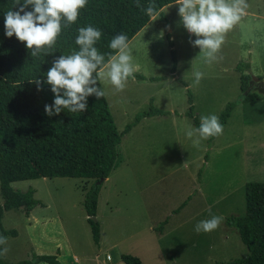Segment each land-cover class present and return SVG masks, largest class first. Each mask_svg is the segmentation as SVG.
Masks as SVG:
<instances>
[{
    "label": "rangeland",
    "instance_id": "obj_1",
    "mask_svg": "<svg viewBox=\"0 0 264 264\" xmlns=\"http://www.w3.org/2000/svg\"><path fill=\"white\" fill-rule=\"evenodd\" d=\"M247 3V14L227 34L218 60L211 64L190 43L196 37L183 27L178 5L161 10L166 24L159 14L150 19L129 42L136 65L134 79L128 80L123 91H117L106 77L99 80L118 133L151 106L162 112L142 120L136 130L121 137L120 161L109 179L99 184L95 217L99 243L92 240L83 207L93 180L14 182L11 186L16 191L33 189L38 204L28 217L23 209L4 212L3 227L17 232L16 237H8L10 252L2 258L5 262L54 256L60 264H123L121 256L130 255L141 264H210L204 253L182 256L180 263L169 262L162 256L169 247L166 239L159 240L160 245L151 252L147 242L152 234L146 227H159L166 218L169 224L198 223L203 215L191 220V213L210 204L214 208L209 218L241 216L245 213V184L264 182V0ZM171 50L175 52L174 72ZM240 62L250 65L244 73L251 76L246 92H241L240 73L235 71ZM194 71L204 73L198 85H194ZM188 93L199 122L205 115L219 117L228 103L234 104L223 134L211 144L207 139L194 144L197 137L186 135L194 129L185 116ZM250 95L254 96L247 98ZM193 188L199 189V196L184 212L171 217ZM226 231L230 234L224 243L226 252L222 262L216 263L247 255L237 231ZM207 242L208 238H199L198 249H204Z\"/></svg>",
    "mask_w": 264,
    "mask_h": 264
},
{
    "label": "trees",
    "instance_id": "obj_2",
    "mask_svg": "<svg viewBox=\"0 0 264 264\" xmlns=\"http://www.w3.org/2000/svg\"><path fill=\"white\" fill-rule=\"evenodd\" d=\"M23 2V0H21ZM177 0H89L82 10L78 21L69 25L47 54L32 57L26 44L15 36L5 34L4 14L12 9L15 0H0V235L16 237L15 230H6L2 225L4 212L23 209L28 217L38 201L35 191H16L11 184L19 181L40 178H84L93 180L86 191L83 207L95 244L100 240V227L96 219V206L99 184L107 179L120 161L119 145L121 137L127 134L145 117L162 115L153 108L138 114L134 120L118 133L105 97L88 98L84 113L62 111L58 116L49 117L45 105H53L55 94L46 83L38 86L37 79L46 78L53 61L61 55H69L79 46L75 40L78 29L93 26L102 31V38L95 45L106 55L112 53L110 41L121 33L129 42L142 30L153 17L146 14L149 4H154L160 19L165 6ZM29 11L32 9L29 8ZM169 38V36H168ZM173 47L171 40L168 41ZM173 72L176 65L175 52L171 50ZM250 69L248 63L240 62L235 71L240 73V90L248 91L251 76L244 74ZM143 79L142 76H138ZM98 86L101 84L98 81ZM254 95L247 98L251 99ZM185 116L191 120L194 128L200 122L194 116L192 98L188 93ZM234 107L228 103L219 115L220 123L225 126ZM217 137L208 138L211 143ZM207 159V155L205 156ZM101 183L97 184L98 181ZM245 213L241 216L226 217L228 227L236 229L241 243L246 247L247 255L226 263L215 264H264V182H249L244 186ZM166 221H164L165 223ZM60 264L54 256H34L32 260L8 263L0 258V264ZM123 264H141L130 255H122Z\"/></svg>",
    "mask_w": 264,
    "mask_h": 264
},
{
    "label": "clouds",
    "instance_id": "obj_3",
    "mask_svg": "<svg viewBox=\"0 0 264 264\" xmlns=\"http://www.w3.org/2000/svg\"><path fill=\"white\" fill-rule=\"evenodd\" d=\"M89 0H15L12 9L4 14V27L7 37L15 36L25 43L32 57L55 47L63 30L75 24L88 5ZM179 15L183 27L193 36L190 41L201 50L207 63L216 62L227 34L247 14V0H177ZM137 6L140 7L138 0ZM32 10L29 11L28 9ZM149 17L158 15L154 4L146 9ZM102 38V31L93 26L78 29L75 40L78 51L69 55H61L53 61L46 73V78L37 79L34 83H44L51 87L55 94L54 104L45 105L46 114L51 117L67 110L71 113L87 110L88 98L95 96L101 99L105 92L98 86V81L107 78L117 91H123L130 78L134 79L136 65L130 51L129 38L121 33L116 35L109 44L115 54H102L95 46ZM107 69V71H105ZM194 85L204 78V73L194 71ZM224 126L215 114L201 117L198 128L189 129V138L197 137L194 144L201 140L222 135ZM187 163V162H186ZM223 221L221 216H212L201 220L195 225L197 233H211L217 230ZM9 238L0 235V258L10 252L7 247Z\"/></svg>",
    "mask_w": 264,
    "mask_h": 264
},
{
    "label": "crops",
    "instance_id": "obj_4",
    "mask_svg": "<svg viewBox=\"0 0 264 264\" xmlns=\"http://www.w3.org/2000/svg\"><path fill=\"white\" fill-rule=\"evenodd\" d=\"M174 4L177 5V2ZM147 118L150 117H145L142 120ZM142 120L132 129L136 130L135 127L140 125V123H142ZM132 129L127 134H129L132 131ZM126 162L127 164H129L127 160ZM206 163L207 160L205 159L204 164ZM199 176H200V171L197 172V181ZM108 179L109 177L105 179L104 182H106ZM198 190L199 189L193 188V191L191 190L189 192V194L185 197V199L177 206V209L171 212L170 216L171 217L177 216L180 213L184 212V210L188 208L187 204L190 201L192 202L196 196H199L200 192ZM213 208H214V204L197 207V209H195V211L191 213L193 215V218L191 220L201 215H203L201 217L204 220L209 219L208 215L212 213ZM221 217H223L221 226L217 230L211 233H204V232L196 233L194 229L197 223H190L189 221H181L178 223L169 224L168 218H166L164 220L166 222L164 223L163 221L162 222L163 224H160L159 227L153 226L152 224H148L146 228L148 229V231L151 232L150 234L152 235H150V240L147 242V244L151 248L150 251L152 252L153 250L154 251L156 250L155 246L160 245L158 242L159 240L163 241V239H166L169 247L162 252V256H166L169 262L171 263L182 262L181 259L182 256L187 257V256H191L192 254L200 255L202 253L205 254L203 258H205V260L208 261L210 264H214L217 261L222 262L223 259L221 258L222 257L221 255L226 252L224 243L230 239V234L226 230L230 229L231 227H228L226 225L225 223L226 217L224 216V214H221ZM153 234H155L156 237ZM202 237L208 238V242H207L208 244L207 246H205L204 249H198L199 238Z\"/></svg>",
    "mask_w": 264,
    "mask_h": 264
},
{
    "label": "water",
    "instance_id": "obj_5",
    "mask_svg": "<svg viewBox=\"0 0 264 264\" xmlns=\"http://www.w3.org/2000/svg\"><path fill=\"white\" fill-rule=\"evenodd\" d=\"M249 86H250V84H249ZM261 87H262V84H261ZM101 182H102V180L98 181L97 184H99V183H101ZM93 219H95V218H93Z\"/></svg>",
    "mask_w": 264,
    "mask_h": 264
}]
</instances>
